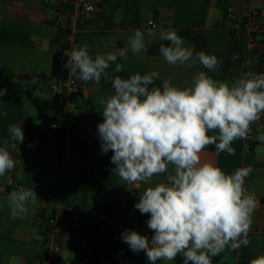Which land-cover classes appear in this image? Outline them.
I'll return each instance as SVG.
<instances>
[{
    "label": "crops",
    "instance_id": "0c3cea01",
    "mask_svg": "<svg viewBox=\"0 0 264 264\" xmlns=\"http://www.w3.org/2000/svg\"><path fill=\"white\" fill-rule=\"evenodd\" d=\"M106 1L109 0H95L98 3L94 5L95 11L77 21V49L87 46L93 57L127 49V59L118 58L116 61L123 65V71L113 72L115 64H112L109 68L112 75L128 78L136 73L156 71L162 83L170 79L174 86H190L198 72H206L198 61L192 67L187 63L173 66L163 56H150L147 53L149 44L169 42L159 38L160 32L168 29L175 30L180 37L182 31L191 29L204 35V52L218 59L216 70L209 71L216 80L231 83L248 72L264 73V34L257 45L256 54L247 56L244 42L226 22L223 11L216 6L217 0H211L205 12L204 26L200 28H197V20L205 0H137L135 15L121 17L120 21L115 16L105 14ZM61 6L62 0H0V89L6 90L0 96V113H7L6 116L0 115V146L7 147L16 159L13 171L0 177V185L8 191L0 193V264H52L46 246L51 228L50 218L58 220L59 257L63 264H84L81 253L92 255V251L85 239L75 235L76 221L107 223L105 217L94 209L96 200L103 207L120 210L119 220L125 218L131 221L133 216L134 221L149 218L134 207L139 199V191L142 192L147 185L141 184L136 189L123 184L113 172L112 152L101 153L97 125L103 122V115L98 99L112 94L110 82L102 80L100 84H94L82 81V95L75 97L66 94L63 104L51 95V82L46 80L52 77L54 71L57 47L53 41L59 27H65L67 20L65 16L62 22L57 21ZM231 6L236 17L244 16L251 9L264 12V0H237ZM69 10L77 11L78 5L74 4ZM152 20L158 25L155 30L148 29V23ZM137 29L145 33L146 50L133 54L129 38ZM149 31L154 35L149 36ZM184 46L191 47L185 43ZM235 54L242 57L244 66L233 59ZM227 63H234L235 66L231 71L224 72ZM69 119H76L77 123L69 125ZM27 122L34 126L41 140L31 147L13 148L9 126ZM51 122L61 123L64 129L51 131ZM70 131L86 143L91 157L92 177L85 196V209L77 205L76 200L81 196L72 194V188L66 192L65 187L66 178L72 172L78 170L79 174L74 177L77 178L88 167L82 151L72 145ZM260 134H264V116L256 122V131L251 139L233 142L235 155L208 150L202 153V161H211L228 174L251 166L252 172L246 178L244 187L256 201L249 233L250 244L247 246L254 257L264 255V142L256 139ZM4 140H9V143L5 145ZM75 151L84 161L82 166L73 158ZM165 179L166 176L160 175L153 178V183ZM21 186L33 189L37 197L35 203H28V211L23 218L12 219L8 195L11 188ZM44 202H51L47 210L41 208ZM117 226L125 229L120 223ZM235 252L239 264L242 252Z\"/></svg>",
    "mask_w": 264,
    "mask_h": 264
},
{
    "label": "clouds",
    "instance_id": "9594fccd",
    "mask_svg": "<svg viewBox=\"0 0 264 264\" xmlns=\"http://www.w3.org/2000/svg\"><path fill=\"white\" fill-rule=\"evenodd\" d=\"M159 38L170 42L159 47L170 65L192 67L198 61L209 71L218 67L215 55L194 52L195 45L185 47L175 30L161 31ZM129 46L133 54L145 51V33L135 30ZM65 55L69 59L62 67L78 74L77 79L110 82L112 94L98 99L103 115V122L97 125L101 153L112 152L113 172L123 184L136 189L147 185L139 191L134 207L148 215L146 224L153 235L149 239L135 230L123 231L121 239L131 251H143L149 264L172 262L178 255L183 264H212V257L225 249L248 246L256 201L244 185L252 168L228 174L217 164L202 161V153L214 145L218 153L235 155L233 142L247 139L251 126L264 116V73L248 72L229 83L200 71L190 86H174L170 79L156 86L155 81L161 79L156 71L128 78L109 72L112 64L113 72L123 71L116 61L127 59V49L93 57L82 46ZM5 93L0 89V96ZM8 132L13 148L24 142L20 125H10ZM256 139L264 142V134ZM3 143L7 145L9 140ZM15 167L9 149L0 146V177ZM160 175L166 179L153 183ZM36 197L33 189L24 186L10 192V217L23 218L28 203H35ZM249 264H264V255Z\"/></svg>",
    "mask_w": 264,
    "mask_h": 264
},
{
    "label": "trees",
    "instance_id": "16d2710c",
    "mask_svg": "<svg viewBox=\"0 0 264 264\" xmlns=\"http://www.w3.org/2000/svg\"><path fill=\"white\" fill-rule=\"evenodd\" d=\"M77 0H62V6L66 8L73 7L74 3ZM237 0H217L216 6L221 9L224 13V16L227 21L228 10L231 6V3ZM136 3L137 0H134V15L136 13ZM102 5V4H101ZM211 5V0H205L200 15L197 20V28L204 26L205 22V12L206 9ZM81 28V25H79ZM68 31L63 27H59L57 36L53 41V44L57 47V53L54 59V71L53 75L50 79H47V82H58L65 81L68 79L69 69L62 67L67 60L69 59L65 55V51L68 49V43L65 41L66 35ZM181 37L184 39L185 44H190L191 47L195 45L194 52L203 51L206 47L205 37L202 33L197 30L191 29L181 32ZM170 42H159L152 43L147 46V53L150 56H162L159 52V47L161 44L168 46ZM242 52V51H241ZM243 53V52H242ZM235 66L234 63L225 64L223 71L229 72ZM206 72L209 73V70L206 69ZM161 80H156V86H162ZM151 87V86H150ZM24 132V142L20 144H16V147L20 146H34L41 138L38 136L35 131L34 126L30 123H24L20 125ZM57 132V131H56ZM211 134V133H210ZM70 137L72 138V145L82 151V155L88 165L87 169L84 172L74 178L69 175L66 178L65 187L66 192H68L73 187H79L83 191L86 196L90 184V179L92 177V170L90 168L91 165V157L87 148L86 143L80 139L73 131L69 132ZM204 150L208 151H216L214 145H210ZM165 176V175H162ZM94 209L99 212L101 215L105 217L107 220L106 224H101L89 220H77L75 227V235L79 238L85 239L89 249L92 251V255L88 252L81 253L82 261L84 264H119L117 262V257H121L126 260H130L135 264H149L147 261V257L143 251L139 253H133L129 246L124 243L121 239V233L125 230H129L127 228H119L117 225L120 223V220L117 218L120 214V210L114 207H103L96 200L94 204ZM250 240V236H249ZM242 256L239 261V264H249V261L255 258L249 251L248 247L241 246ZM177 264H183L182 256L178 255L176 258ZM219 261V257H212V264H217ZM159 264V263H157Z\"/></svg>",
    "mask_w": 264,
    "mask_h": 264
},
{
    "label": "built area",
    "instance_id": "2783aa9c",
    "mask_svg": "<svg viewBox=\"0 0 264 264\" xmlns=\"http://www.w3.org/2000/svg\"><path fill=\"white\" fill-rule=\"evenodd\" d=\"M48 2L49 0H44ZM75 5H78L77 11H71L65 6H61L60 13L58 15V22H62L64 17H67L65 22V30L68 31L65 41L68 43V49L66 51L71 52L74 49L78 48L77 42V21L79 19H85L90 16L94 11L95 7L93 4L85 0H77ZM227 21L231 24L232 30L235 34L238 35L240 40L244 42L245 52L247 56L256 54L257 45L262 35L264 34V12L259 9H251L247 14L242 17H236L234 15L233 7H230L228 10ZM158 28V25L155 21H150L148 23L149 30H155ZM236 62L241 63L242 66V57L239 54H235L233 58ZM78 75V74H77ZM77 75L68 72V79L65 81L52 82L49 85L51 95L54 99L58 100L60 103L66 102V94L71 96L78 97L82 95V81L77 79ZM69 125L74 126L77 123L76 119H69L67 121ZM49 129L54 132H58L64 129V126L58 122H51ZM256 131V123L251 126V132L248 136V140L252 138L253 134ZM12 185V182H11ZM18 189L17 187L11 188V191ZM8 191L0 185V193H7ZM51 202H44L41 204L42 210H47ZM146 221H129L125 218L120 219V224L129 230H135L141 232V235H146L151 238L153 232L148 228ZM49 223L51 228L49 230V240L47 241L48 248V258L52 264H63V261L59 257L61 246L59 243L60 233L58 231V220L56 218H50ZM241 250V249H239ZM236 251V250H235ZM242 252V251H241Z\"/></svg>",
    "mask_w": 264,
    "mask_h": 264
},
{
    "label": "rangeland",
    "instance_id": "374dc122",
    "mask_svg": "<svg viewBox=\"0 0 264 264\" xmlns=\"http://www.w3.org/2000/svg\"><path fill=\"white\" fill-rule=\"evenodd\" d=\"M87 2H89L90 4L93 5H98V3L96 4L95 0H85ZM104 12L105 14L108 16H115L117 21H120L121 17L126 18L128 16H133V11H134V0H109L104 2ZM73 158L75 160H78L80 165L82 166L84 164V161L82 160V158L76 154V151L74 152V156ZM79 174L78 170L72 172V174H70L73 177H76ZM72 194H79L81 197H79L76 201H77V205L80 208L85 209L87 206V202L85 199V195L83 193V191L81 190V188L76 187V188H72L71 189ZM135 216L132 217V221H134ZM99 222H103L102 220H99ZM218 257H220V260L218 261L217 264H237V258H238V254L234 251V250H229V249H225V251L221 252L219 255H217ZM117 262L119 264H135L130 260H126L123 259L121 257H117ZM148 261V260H147ZM149 263V261H148ZM157 263L159 264H177L176 260L172 261V262H165V261H157Z\"/></svg>",
    "mask_w": 264,
    "mask_h": 264
}]
</instances>
